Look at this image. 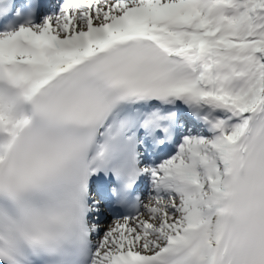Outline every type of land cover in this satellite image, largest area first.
<instances>
[{
  "label": "snow or ice",
  "instance_id": "1",
  "mask_svg": "<svg viewBox=\"0 0 264 264\" xmlns=\"http://www.w3.org/2000/svg\"><path fill=\"white\" fill-rule=\"evenodd\" d=\"M0 264H264V0H0Z\"/></svg>",
  "mask_w": 264,
  "mask_h": 264
},
{
  "label": "bare ground",
  "instance_id": "2",
  "mask_svg": "<svg viewBox=\"0 0 264 264\" xmlns=\"http://www.w3.org/2000/svg\"><path fill=\"white\" fill-rule=\"evenodd\" d=\"M55 2H56V0H54V1L51 3V5L55 4ZM51 5H50V6H51Z\"/></svg>",
  "mask_w": 264,
  "mask_h": 264
}]
</instances>
